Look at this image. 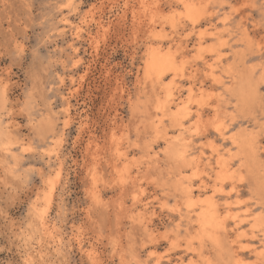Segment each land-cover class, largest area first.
<instances>
[{"label": "rangeland", "instance_id": "374dc122", "mask_svg": "<svg viewBox=\"0 0 264 264\" xmlns=\"http://www.w3.org/2000/svg\"><path fill=\"white\" fill-rule=\"evenodd\" d=\"M187 1L196 21L180 0H0V264H264V0ZM160 46L180 58L153 88ZM206 199L222 223L202 231Z\"/></svg>", "mask_w": 264, "mask_h": 264}, {"label": "bare ground", "instance_id": "6f19581e", "mask_svg": "<svg viewBox=\"0 0 264 264\" xmlns=\"http://www.w3.org/2000/svg\"><path fill=\"white\" fill-rule=\"evenodd\" d=\"M141 1V0H140ZM181 1V3L182 4H184L185 5V7H186V10H187V15L193 20V21H196V18H195V16H194V10H193V6H191V4L187 1V0H180ZM211 1V0H210ZM168 2V1H167ZM166 2V3H167ZM177 2V1H176ZM227 2V1H226ZM193 3H194V1H193ZM192 3V4H193ZM197 3H198V1H197ZM196 3V4H197ZM145 4V3H144ZM199 4H201V3H199ZM203 4V3H202ZM212 5V4H211ZM183 6V5H182ZM230 7V6H229ZM146 8H148V7H146ZM170 8H173V7H170ZM178 8V7H177ZM144 9V8H143ZM179 9V8H178ZM177 10V9H176ZM175 10V11H176ZM180 10V9H179ZM209 10V9H208ZM140 12V11H139ZM185 12V11H184ZM235 12V11H234ZM176 13H177V11H176ZM186 14V13H185ZM178 15V14H177ZM211 15V14H210ZM174 16V15H173ZM173 16H172V18H173ZM175 16H176V14H175ZM185 16V15H184ZM183 16V17H184ZM212 16V15H211ZM153 17V16H152ZM151 17V18H152ZM151 18H149V21H150V23H151ZM176 18H178V17H176ZM181 18V17H180ZM187 18V17H186ZM171 19V18H170ZM200 19V18H199ZM135 20V19H134ZM172 20V19H171ZM184 20V19H183ZM140 21V20H139ZM154 21V20H153ZM141 22V21H140ZM156 22V21H155ZM155 22H154V24H155ZM205 22V21H204ZM149 23V22H148ZM172 23V22H171ZM199 23V22H198ZM160 24H162V22L160 23ZM183 24V23H182ZM103 24H101V26H102ZM148 25V24H147ZM179 25V24H178ZM225 25V24H224ZM227 25V24H226ZM199 26V25H198ZM197 26V27H198ZM207 26V25H206ZM210 26V25H209ZM230 26V25H229ZM103 27V26H102ZM105 27V26H104ZM181 27V26H180ZM184 27V26H183ZM147 28V27H146ZM149 28V27H148ZM156 28V27H155ZM192 28V27H191ZM200 28V27H199ZM199 28H197V30H199ZM250 28V27H249ZM106 29V28H105ZM109 29V28H108ZM150 29H152V27L151 28H149L148 29V32L150 31ZM167 29V28H166ZM166 29H164V30H166ZM196 29V28H195ZM179 30V29H178ZM217 30V29H216ZM105 31V30H104ZM147 31V30H146ZM200 31V30H199ZM205 31V30H204ZM208 31V30H207ZM210 31V30H209ZM212 31V30H211ZM148 32H146V33H148ZM247 32V31H246ZM78 33L79 32H77V35H78ZM158 33V32H157ZM169 33H170V29H169ZM199 33V32H198ZM200 33H201V31H200ZM214 33V32H213ZM211 34V35H214V34ZM228 33V32H227ZM231 33V32H230ZM149 34V36H148V38L150 37V33H148ZM171 34V33H170ZM216 34V33H215ZM232 34V33H231ZM147 35V34H146ZM157 35V34H156ZM201 34H199V36H200ZM181 36V35H180ZM184 36V35H183ZM153 37V36H152ZM172 37V36H171ZM170 37V38H171ZM154 38V37H153ZM219 38V37H218ZM161 42V41H160ZM230 42V41H229ZM250 42V41H249ZM202 43V42H201ZM231 43V42H230ZM161 44V43H160ZM159 44V45H160ZM186 44V43H185ZM166 45V44H165ZM202 45H203V43H202ZM164 46V45H163ZM176 46H177V44H176ZM158 47V46H157ZM156 47V48H157ZM166 47V46H165ZM181 47V46H180ZM230 47H232V46H230ZM238 47V46H237ZM71 48H72V45H71ZM172 48V47H171ZM170 48V49H171ZM214 48V47H213ZM147 49V48H146ZM151 49V48H150ZM165 49V48H164ZM178 49V48H177ZM211 49V48H210ZM231 49V48H230ZM74 51L76 50V49H73ZM203 50V49H202ZM182 51V50H181ZM216 52H217V50H215ZM237 51V50H236ZM147 52H149L148 53V55H147V58H146V61H145V64H144V66H143V68L146 70V72L149 74V75H151L152 77H153V80H152V86H153V88H155L154 86H157V88L159 87V86H161L162 84H163V81H164V77H165V75H166V73L168 72V71H171V72H176V70H177V67H176V62H175V60L176 59H178V58H180V57H178V58H176V54L174 55V54H172L171 52H173V51H168V50H163V49H161V46H160V48H157V49H154L153 48V50H150V51H147ZM175 52V51H174ZM219 52V51H218ZM222 52V51H221ZM220 52V53H221ZM224 52H227V51H225L224 50ZM223 53V52H222ZM228 53V52H227ZM180 54V53H179ZM229 54V53H228ZM182 55H183V53H182ZM209 55V54H208ZM215 55V54H214ZM224 55H227V54H224ZM223 55V56H224ZM234 55V54H233ZM221 56V55H220ZM223 56H221V57H223ZM228 56V55H227ZM230 56V55H229ZM232 56V55H231ZM183 57V56H182ZM202 57V56H201ZM184 58V57H183ZM182 58V59H183ZM186 58V57H185ZM184 58V59H185ZM213 58V57H212ZM227 58V57H226ZM210 59V58H209ZM236 59V58H235ZM209 61V60H208ZM223 61H224V59H223ZM144 62V61H143ZM238 62V61H237ZM237 62H234V64L235 63H237ZM239 64V63H238ZM248 64V63H247ZM177 65H178V63H177ZM187 65V64H186ZM204 65H206L207 66V64H204ZM217 65V64H216ZM219 65H221V64H219ZM224 65V64H223ZM237 65V64H236ZM241 65V64H240ZM239 65V66H240ZM222 66V65H221ZM225 66H226V64H225ZM224 66V67H225ZM238 66V65H237ZM250 65H248V66H246V67H249ZM256 66V65H255ZM179 67V66H178ZM186 67V66H185ZM192 67V66H191ZM196 67V66H195ZM194 67V68H195ZM223 67V66H222ZM223 67V68H224ZM142 68V69H143ZM183 68V67H182ZM193 68V67H192ZM192 68H191V71H192ZM202 68V67H201ZM226 68V67H225ZM237 68V67H236ZM189 69V68H188ZM213 69H215V66L213 67ZM212 69V70H213ZM216 69H217V67H216ZM238 69V68H237ZM246 69V68H245ZM251 69V68H250ZM204 70V69H203ZM254 70V69H253ZM144 71V70H143ZM180 71H182V70H180ZM190 71V72H191ZM208 71H210V70H208ZM189 72V71H188ZM211 72H213V71H211ZM217 72H218V70H217ZM242 72H245V71H243L242 70ZM192 73H193V71H192ZM191 73V74H192ZM196 73V72H195ZM231 73V72H230ZM247 73V72H246ZM249 73V72H248ZM209 74V73H208ZM236 74V73H235ZM253 74V73H252ZM148 75V76H149ZM170 76H171V74H169ZM185 75V74H184ZM195 75V74H194ZM227 75V74H226ZM230 76V75H229ZM235 76V75H234ZM252 76V75H251ZM171 77H173V75L171 76ZM170 77V79H172ZM178 77V76H177ZM211 77V76H210ZM225 78H226V76H224ZM242 77V76H241ZM180 78H182V76H180ZM248 78V77H247ZM260 78V77H259ZM152 79V78H151ZM169 79V82L171 83V80ZM227 79V78H226ZM243 79V78H242ZM254 79V78H253ZM62 82H63V79L61 78L60 79ZM230 80H231V77H230ZM261 80V79H260ZM262 80H264V79H262ZM193 81V80H192ZM232 81V80H231ZM235 81V80H234ZM242 81H244V80H242ZM147 82H148V80H147ZM194 82V81H193ZM233 82V81H232ZM237 81H235V83H236ZM145 83H146V81H145ZM174 83H176V82H174ZM201 83V82H200ZM238 83V82H237ZM242 83V82H241ZM218 84V83H217ZM149 84L147 83V86H148ZM151 85V84H150ZM176 85H178V83L176 84ZM184 85V84H183ZM189 85V84H188ZM216 85V84H215ZM232 85V84H231ZM151 86V87H152ZM170 84L169 85H167V86H162L161 88H162V91H164L165 92V96H166V101H170V103H175L177 100H179L180 99V101H181V97H175V93L173 94L172 92H171V90L173 89V87H172V89L170 90ZM197 86V85H196ZM200 86V85H199ZM202 86V85H201ZM237 86V85H236ZM191 87V86H190ZM204 87V86H203ZM176 88V87H175ZM181 88V87H180ZM184 88V87H183ZM198 88V87H197ZM146 89V88H145ZM152 89V88H151ZM191 89V88H190ZM201 89V88H200ZM218 89V88H217ZM238 89V88H237ZM156 90V89H155ZM199 90V89H198ZM197 90V91H198ZM204 90V89H203ZM226 90H228V89H226ZM225 90V91H226ZM239 90V89H238ZM158 91V90H157ZM179 91V90H178ZM196 91V92H197ZM206 91V90H205ZM204 91V92H205ZM218 91V90H217ZM224 91V92H225ZM155 92V91H154ZM203 92V93H204ZM208 92H209V90H208ZM208 92H206V94L208 93ZM242 93V92H241ZM162 94V93H161ZM194 94V93H193ZM192 94V95H193ZM202 94V93H201ZM210 94H211V92H210ZM222 94V93H221ZM234 94V93H233ZM250 94V93H249ZM62 95H64V94H62ZM156 95V94H155ZM177 95V94H176ZM188 95V94H187ZM208 95V94H207ZM206 95V96H207ZM212 95V94H211ZM229 95H230V93H229ZM203 96V95H202ZM253 96V95H252ZM190 97V96H189ZM194 97V96H193ZM197 97V96H196ZM195 97V98H196ZM226 97V96H225ZM257 97V96H256ZM183 98V97H182ZM187 98H188V96H187ZM222 98V97H221ZM237 98V97H236ZM250 98H252L251 96H250ZM254 99H255V97H253ZM228 99V98H227ZM238 99H239V97H238ZM195 100V99H194ZM194 100H192V101H194ZM198 100H200L199 98H198ZM208 100V99H207ZM210 100V99H209ZM222 100V99H221ZM206 101V100H205ZM255 101V100H254ZM200 102V101H199ZM253 102V100H251V103ZM189 103V102H188ZM194 103V102H193ZM203 103V102H202ZM213 103V102H212ZM233 103V102H232ZM249 103V102H248ZM199 104V103H198ZM201 104V103H200ZM209 104V103H208ZM250 104V103H249ZM254 104H256V103H254ZM177 105V104H176ZM202 105H204V104H202ZM158 106H160V105H158ZM181 106V105H180ZM180 106H177V107H180ZM206 106V105H205ZM211 106H215V104L214 105H211ZM210 106V107H211ZM217 107L219 106L218 104L216 105ZM240 106V105H239ZM246 106H247V103H246ZM170 107V106H169ZM216 107V108H217ZM220 107V106H219ZM238 107V106H237ZM240 107H242V106H240ZM252 107V106H251ZM162 108V107H161ZM202 108V107H201ZM243 108V107H242ZM241 108V109H242ZM247 108V107H246ZM156 109V108H155ZM169 109V108H168ZM174 109V108H173ZM204 109V108H203ZM214 109H215V107H214ZM213 109V110H214ZM220 109V108H219ZM219 109H215V111H213L214 112V114L216 113V110H219ZM235 109V108H234ZM243 109H245V108H243ZM242 109V111H244ZM157 110V109H156ZM155 110V111H156ZM159 110V109H158ZM170 110V109H169ZM187 110V109H186ZM193 110H195V109H193ZM228 110V109H227ZM227 110H226V112H227ZM230 110V109H229ZM238 110H240V109H238ZM249 110H250V108H248V112H249ZM204 111V110H203ZM210 111V110H209ZM220 111V110H219ZM246 111V110H245ZM244 111V112H245ZM154 112V111H153ZM176 112V111H175ZM218 112V111H217ZM225 112V113H226ZM235 112H236V110H235ZM244 112H242L243 114H245ZM65 113L67 114L68 113V108L67 109H65ZM219 113V112H218ZM241 113V112H240ZM241 113V114H242ZM179 114V113H178ZM212 114V113H211ZM212 115V117L213 116H215V115ZM253 114V113H252ZM152 115H154L153 113H152ZM176 115V114H175ZM192 115V114H191ZM247 115V114H246ZM245 115V116H246ZM69 116V115H68ZM158 116V115H157ZM190 116V115H189ZM210 116V115H209ZM225 116H226V114H225ZM233 116V115H232ZM244 116V115H243ZM196 117V116H195ZM218 116H215V118H217ZM189 118V117H188ZM168 119V118H167ZM198 119V117H196V119L195 120H197ZM212 119H214V117L212 118ZM221 119V118H220ZM222 119H224V118H222ZM221 119V120H222ZM39 120V119H38ZM185 120V119H184ZM216 120H219V118L218 119H216ZM221 120H220V123H221ZM231 120V119H230ZM199 121H200V119H199ZM202 121H204V119L203 120H201V122ZM207 121V120H206ZM40 122V121H39ZM52 122V121H51ZM153 122V121H152ZM155 122V121H154ZM196 122L197 121H194V124H196ZM212 122H216V124L218 125V123H219V121H218V123H217V121H215V119L212 121ZM43 123V122H42ZM163 123V122H162ZM203 123V122H202ZM45 124V123H44ZM169 124V123H168ZM188 124V123H187ZM193 124V125H194ZM222 124H223V121H222ZM225 124V123H224ZM256 124V123H255ZM258 124V123H257ZM192 125V126H193ZM197 125H198V123H197ZM204 125H206V123L204 122ZM212 125H215V124H213L212 123ZM211 125V126H212ZM217 125H215V126H217ZM227 125V124H226ZM264 125V124H263ZM44 126V125H43ZM159 126V125H158ZM196 126V125H195ZM203 126V125H202ZM214 126V128L216 129V127ZM221 125L219 124L218 126H217V129H219L218 127H220ZM228 126V125H227ZM227 126H225V127H227ZM259 126V125H258ZM261 126H262V124H261ZM161 127V126H160ZM169 127V126H168ZM198 127V126H197ZM204 127V126H203ZM172 128V127H171ZM174 128V127H173ZM180 128V127H179ZM199 128H200V126H199ZM199 128H198V131H200L199 130ZM214 128H212V129H214ZM261 128V127H260ZM262 128H263V126H262ZM261 128V129H262ZM194 130H195V127L193 128ZM214 129V130H215ZM249 129V128H248ZM258 129V128H257ZM260 129V130H261ZM183 130H185V129H183ZM182 130V131H183ZM196 130H197V128H196ZM207 130V129H206ZM253 130V129H252ZM166 131H167V129H166ZM192 131V130H191ZM217 131V130H216ZM221 130L219 129V133H223V132H220ZM249 131V130H248ZM262 131V130H261ZM1 132V131H0ZM186 132V131H185ZM190 132V131H189ZM201 132H203V130H201ZM209 132V131H208ZM13 133V132H12ZM168 133V132H167ZM191 133H193V132H191ZM250 133V132H249ZM256 133V132H255ZM221 134H219V135H217V136H220ZM230 134V133H229ZM244 134V133H243ZM175 135V134H174ZM178 135H180L179 134V132H178ZM196 135V134H195ZM170 136V135H169ZM181 136V135H180ZM225 136V135H224ZM234 136H238V135H234ZM249 136V135H248ZM59 137V136H58ZM191 137V136H190ZM171 138V137H170ZM222 138V137H221ZM224 138V137H223ZM58 139V138H57ZM173 139V138H172ZM172 139H169V140H172ZM177 138L175 137V140H176ZM225 139V138H224ZM249 139H250V136H249ZM167 140V139H166ZM178 140V139H177ZM187 140H188V138H187ZM165 141V140H164ZM182 141H183V139H182ZM192 141V140H191ZM223 141V140H222ZM232 141V140H231ZM170 142H172V141H170ZM180 142V141H179ZM212 142V141H211ZM252 143H253V140L251 141ZM250 142V143H251ZM96 143V142H95ZM176 143V142H175ZM182 143V142H181ZM180 143V144H181ZM233 143L235 144V145H238L239 147H241V148H243V154H245V158H247V161H246V167L250 170V171H252V172H254L253 170H252V165H254V159L252 158V155H251V149H252V147H251V145L249 144V142H248V140H247V136H239V137H237L236 139H234L233 140ZM251 143V144H252ZM171 144V143H170ZM179 144V145H180ZM187 144V143H186ZM11 145V144H10ZM183 145V144H182ZM188 145V144H187ZM186 145V146H187ZM9 146V145H8ZM170 146V145H169ZM184 146V145H183ZM215 146V145H214ZM116 147V146H115ZM171 147V146H170ZM179 147V146H178ZM189 147V146H188ZM257 147V146H256ZM117 148H115V150H116ZM161 149V148H160ZM185 149V148H184ZM184 149H182V150H184ZM190 149V148H189ZM257 149V148H256ZM259 149V148H258ZM181 150V149H180ZM230 150V149H229ZM237 150V149H236ZM8 151V150H7ZM10 151V150H9ZM214 151V150H213ZM226 151V150H225ZM256 151V150H255ZM170 152V151H169ZM168 152V153H169ZM203 152V151H202ZM210 152H211V150H210ZM219 152V151H218ZM10 153V152H9ZM174 153H175V155L176 156H178L179 157V161H181L180 160V158L181 159H183V158H186L185 157V155H184V157L182 158V152L181 151H174ZM220 153V152H219ZM223 153V152H222ZM232 153H233V151H232ZM116 154V153H115ZM166 154V153H165ZM170 154V153H169ZM184 154V153H183ZM198 154H200V153H198ZM209 154V153H208ZM230 154H231V152H230ZM234 154V153H233ZM120 155H122L121 153H120ZM193 155V154H192ZM205 155H206V153H205ZM218 155V154H217ZM217 155H216V157L215 158H217ZM223 155V154H222ZM242 155V153L240 154V156ZM117 156H118V152H117ZM170 156V155H169ZM172 156V155H171ZM190 156V155H189ZM195 156V155H194ZM219 156V155H218ZM220 156H221V154H220ZM238 156V155H237ZM257 156V155H256ZM260 156V155H259ZM116 157V156H115ZM207 157V156H206ZM209 157V156H208ZM231 157H233V155L231 156ZM235 157H236V155H235ZM119 158V157H118ZM224 158H225V156H224ZM166 160H167V158H165ZM168 159H170V158H168ZM196 159V158H195ZM200 159V158H199ZM204 159V158H203ZM220 159H222V158H220ZM171 160H173L172 158H171ZM225 160V159H224ZM230 160V159H229ZM232 160V159H231ZM197 161V160H196ZM214 161H216V160H214ZM233 161V160H232ZM244 161V160H243ZM127 162V161H126ZM199 162V161H198ZM217 162V161H216ZM225 162V161H224ZM172 163H174V162H172ZM177 163H178V161H177ZM209 163V162H208ZM218 163H220V162H218ZM238 163L240 164V162H239V160H238ZM63 164V163H62ZM223 164H225V163H223ZM187 165V164H186ZM198 165V164H197ZM203 165V164H202ZM201 165V166H202ZM219 165V164H218ZM241 165V164H240ZM244 165V164H243ZM242 165V166H243ZM257 165V164H256ZM264 165V164H263ZM104 166V165H103ZM177 166H178V164H177ZM192 166V165H191ZM204 166V165H203ZM202 166V167H203ZM209 167H211V165H208ZM222 166H224V165H222ZM228 166V165H227ZM237 166V165H236ZM261 166V165H260ZM174 167H176V166H174ZM173 167V168H174ZM195 167V166H194ZM225 167V166H224ZM125 168H128V167H124V169ZM172 168V169H173ZM178 168V167H177ZM186 168V167H185ZM189 168V167H188ZM192 168V167H191ZM200 168V167H199ZM222 168V167H221ZM247 168H245L246 169V171H248L247 170ZM258 168V167H257ZM122 169H123V167H122ZM211 169V168H210ZM218 169H220V168H218ZM225 169V168H224ZM232 169V168H231ZM60 170V169H59ZM62 170V169H61ZM181 170V169H180ZM200 170V169H199ZM227 170V169H226ZM234 170V169H233ZM239 170V169H238ZM241 170V169H240ZM178 171V170H177ZM176 171V172H177ZM193 171V170H192ZM197 171V170H196ZM203 171V170H202ZM206 171V170H205ZM220 170H218L217 171V174H218V172H219ZM225 171V170H224ZM224 171L223 170H221L220 172H223V174H224ZM250 171H248V174H249V172ZM179 172V171H178ZM211 172V171H210ZM213 172V171H212ZM215 172V171H214ZM213 172V173H214ZM235 172H237V171H235ZM234 172V173H235ZM239 172V171H238ZM257 172V171H256ZM259 172V171H258ZM121 173V172H120ZM174 173H175V170H174ZM182 173V172H181ZM193 173V172H192ZM199 173H200V171H199ZM204 173V172H203ZM208 173V172H207ZM226 173V175L228 176H225L224 175V177H226L225 179H229V175H230V170H229V175L227 174V172H225ZM242 173V172H241ZM180 174V173H179ZM237 174V173H236ZM240 174V173H239ZM239 174H237V175H239ZM174 175V174H173ZM242 176H240V178H242L243 177V174H241ZM102 176V175H101ZM177 176V175H176ZM217 177V176H216ZM94 178V177H93ZM105 178V177H104ZM121 178H122V176H121ZM181 178H182V176H181ZM235 178V177H234ZM238 178V177H237ZM239 178V179H240ZM201 179V178H200ZM223 179V178H222ZM224 179V180H225ZM231 180H232V178H230ZM94 180V179H93ZM124 180V179H123ZM133 180V179H132ZM203 180V179H202ZM236 180V179H235ZM244 180V179H243ZM176 181V180H175ZM174 181V182H175ZM181 181V180H180ZM200 181V180H199ZM239 181H241V180H239ZM253 181V180H252ZM93 182V181H92ZM178 182V181H177ZM197 182V181H196ZM203 182V181H202ZM212 182V181H211ZM221 182V181H220ZM224 182V181H223ZM249 182H251V181H249ZM90 183V182H89ZM183 183V182H182ZM193 183V182H192ZM206 183V182H205ZM208 183V182H207ZM254 183V182H253ZM253 183H252V185H253ZM123 184V183H122ZM125 184V183H124ZM197 184V183H196ZM200 184V183H199ZM188 185H189V183H188ZM221 185V184H220ZM219 185V186H220ZM233 185V184H232ZM180 186V185H179ZM194 186V185H193ZM222 186H223V184H222ZM174 187H175V185H174ZM195 187V186H194ZM197 187V186H196ZM232 187V186H231ZM254 187H255V185H254ZM257 187H259V186H257ZM132 188V187H131ZM213 188V187H212ZM256 188V187H255ZM203 189V188H202ZM228 189H230V188H228ZM237 189V188H236ZM249 189V188H248ZM260 189V188H259ZM137 190V189H136ZM172 190H173V188H172ZM180 190V189H179ZM178 190V191H179ZM227 190V189H226ZM233 190H234V187H233ZM251 191H252V189H250ZM175 191V190H174ZM193 190H189V189H186L185 190V194H186V200H187V203L190 205V204H193V203H195L197 200L195 199V194L193 193V192H195V191H193ZM213 191V190H212ZM218 191V190H217ZM222 191H223V188H222ZM229 191V190H228ZM227 191V192H228ZM230 191H232V190H230ZM255 191V190H254ZM253 191V192H254ZM137 192V191H136ZM215 192V191H214ZM237 192V191H236ZM252 192V193H253ZM260 192H262L261 191V189H260V191H259V193ZM135 193V192H134ZM222 193V192H221ZM238 193V192H237ZM255 193V192H254ZM258 192H256V194H257ZM140 194V193H139ZM203 194H204V192H203ZM207 194V193H206ZM229 194V193H228ZM180 196H181V194H179ZM183 195V194H182ZM230 195V194H229ZM260 195V194H259ZM97 196V195H96ZM139 196V195H138ZM198 197H199V195H197ZM248 197V196H247ZM259 197V196H258ZM182 198V197H181ZM118 199V198H117ZM135 199V198H134ZM259 199H260V197H259ZM181 200V199H180ZM216 200V199H215ZM226 200V199H225ZM255 200V199H254ZM134 201V200H133ZM137 201V200H136ZM138 201H140V200H138ZM246 201V200H245ZM101 202V201H100ZM202 202H204V204L202 203V205H201V207H200V209L197 211L196 210V214H195V216H196V223L198 224V226L197 227H199L200 228V230H202V231H207V230H213V229H216V228H218V226H220L221 225V220L219 219V209L220 208H218V206L215 204V202L214 201H212V199H206V200H203ZM217 202H218V200H217ZM241 202V201H240ZM244 202V201H243ZM262 202H263V200H262ZM133 203V202H132ZM198 203V202H197ZM257 203V202H256ZM48 205V204H47ZM183 205V204H182ZM194 205V204H193ZM224 205H226V204H224ZM239 205V204H238ZM120 206V205H119ZM185 206V205H184ZM246 206V205H245ZM264 206V205H263ZM148 208V207H147ZM192 208H194V207H192ZM227 208H228V205H227ZM191 209V208H190ZM189 209V210H190ZM138 210H140L139 208H138ZM192 210V209H191ZM240 210V209H239ZM238 210V211H239ZM228 211H229V209H228ZM227 211V212H228ZM151 212H153V211H151ZM246 212V211H245ZM143 213V212H142ZM262 213H264V212H262ZM144 214V213H143ZM222 214V213H221ZM220 214V215H221ZM231 213H229V214H227L228 216L230 215ZM136 215V214H135ZM145 215V214H144ZM151 215V214H150ZM149 215V216H150ZM251 215V214H250ZM264 215V214H263ZM132 216V215H131ZM139 216V215H138ZM192 216V215H191ZM194 216V217H195ZM224 216V215H223ZM135 217V216H134ZM141 217V216H140ZM139 217V218H140ZM227 217V216H226ZM240 217V216H239ZM247 217V216H246ZM136 218H138V217H136ZM191 218V217H190ZM193 218V217H192ZM135 219V218H134ZM144 219H146L145 217H144ZM227 219V218H226ZM231 219V218H230ZM246 219V218H245ZM121 220V219H120ZM241 220V219H240ZM248 220V219H247ZM151 221V220H150ZM223 221H224V219H223ZM237 222H238V220H237ZM243 222V221H242ZM248 223H249V220L247 221ZM225 223V222H224ZM136 224V223H135ZM147 224V223H146ZM193 224V223H192ZM144 225V224H143ZM189 225V224H188ZM42 226L44 227V228H48V225L46 224V222H43L42 223ZM149 226V225H148ZM148 226H144L145 228V230L147 231V232H149V229L147 228ZM263 226V225H262ZM261 226V227H262ZM142 227V226H141ZM189 227V226H188ZM196 227V226H195ZM193 228V227H192ZM245 228H249V227H245ZM259 229V228H258ZM47 230V229H46ZM187 230H188V228H187ZM238 230V229H237ZM155 232V231H154ZM218 232H220V231H218ZM226 232V231H225ZM246 232V231H245ZM252 232V231H251ZM254 232V231H253ZM257 232V231H256ZM151 233V232H150ZM156 233V232H155ZM217 233V232H216ZM247 233V232H246ZM260 233V232H259ZM264 233V232H263ZM262 233V234H263ZM152 234V233H151ZM220 234V233H219ZM249 234H251V233H249ZM255 234V233H254ZM145 235H146V233H145ZM221 235V234H220ZM226 235V234H225ZM257 235V234H256ZM264 235V234H263ZM147 236V235H146ZM154 236V235H153ZM152 236V237H153ZM185 236H186V234H185ZM236 237V235L233 237V238H235ZM256 237V236H255ZM258 237V236H257ZM242 238V237H241ZM254 238V237H253ZM205 240V239H204ZM212 241H213V243H214V245H216L217 247H220V241H219V238H218V236H213L212 237ZM205 242H208V241H205ZM237 242V241H236ZM238 242H240L239 240H238ZM224 243V242H223ZM227 243V242H226ZM226 243H225V245H226ZM173 244V243H172ZM237 244V243H236ZM252 244V243H251ZM250 244V245H251ZM203 245V244H202ZM205 245H206V243H205ZM211 245V244H210ZM239 245V244H238ZM241 246V245H240ZM255 246V245H254ZM253 246V247H254ZM242 247V246H241ZM252 247V246H251ZM134 248V247H133ZM212 248V247H211ZM235 248V247H234ZM238 248V247H237ZM245 248V247H244ZM256 249V248H255ZM254 249V250H255ZM225 251V250H224ZM192 252V251H191ZM197 252V251H196ZM235 252V251H234ZM249 252V251H248ZM225 253V252H224ZM262 253H263V251H262ZM234 254V253H233ZM236 254V253H235ZM242 254V253H241ZM197 255V254H196ZM205 255V254H204ZM254 255H256V254H254ZM226 256H227V254H226ZM194 257V256H193ZM207 257H208V255H207ZM206 257V258H207ZM241 257V256H240ZM261 257V256H260ZM30 258V257H29ZM40 258V257H39ZM190 258H192V257H190ZM209 258V257H208ZM211 258V257H210ZM255 258V257H254ZM253 258V259H254ZM195 259V258H194ZM259 259V258H258ZM94 260V259H93ZM196 260V259H195ZM242 260V259H241ZM250 260V259H249ZM262 260V259H261ZM26 261H27V259H26ZM30 261V260H29ZM201 261V260H200ZM199 261V262H200ZM239 261V260H238ZM244 261V260H243ZM245 261H248V260H246L245 259ZM244 261V263H246ZM251 261V260H250ZM249 261V262H250ZM254 261V260H253ZM240 262V261H239ZM262 262V261H261ZM187 263V262H186ZM202 263V262H201ZM238 263V262H237ZM253 263V262H252ZM256 263H257V261H256ZM256 263H254V264H256ZM190 264V263H189ZM204 264V263H203ZM229 264V263H228ZM239 264H241V263H239ZM243 264V263H242Z\"/></svg>", "mask_w": 264, "mask_h": 264}]
</instances>
